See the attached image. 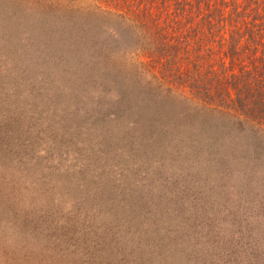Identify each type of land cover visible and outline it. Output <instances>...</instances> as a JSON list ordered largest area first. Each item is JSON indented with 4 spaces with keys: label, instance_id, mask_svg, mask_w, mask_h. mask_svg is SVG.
Wrapping results in <instances>:
<instances>
[{
    "label": "rangeland",
    "instance_id": "374dc122",
    "mask_svg": "<svg viewBox=\"0 0 264 264\" xmlns=\"http://www.w3.org/2000/svg\"><path fill=\"white\" fill-rule=\"evenodd\" d=\"M19 2L0 0V264H264V140L100 89Z\"/></svg>",
    "mask_w": 264,
    "mask_h": 264
},
{
    "label": "trees",
    "instance_id": "16d2710c",
    "mask_svg": "<svg viewBox=\"0 0 264 264\" xmlns=\"http://www.w3.org/2000/svg\"><path fill=\"white\" fill-rule=\"evenodd\" d=\"M19 1L52 18L45 37L83 50L71 56L100 89L154 95L264 140V0Z\"/></svg>",
    "mask_w": 264,
    "mask_h": 264
}]
</instances>
